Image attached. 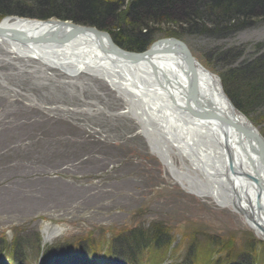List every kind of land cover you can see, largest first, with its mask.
I'll return each instance as SVG.
<instances>
[{
    "label": "rangeland",
    "instance_id": "374dc122",
    "mask_svg": "<svg viewBox=\"0 0 264 264\" xmlns=\"http://www.w3.org/2000/svg\"><path fill=\"white\" fill-rule=\"evenodd\" d=\"M15 16L66 20L9 13L0 23ZM237 20L229 28L214 19L197 22L205 27L201 33L183 30L187 21H149L145 50L159 43L184 49L230 93L229 75L257 65L258 73L244 81L259 85L264 17L257 12ZM98 29L129 50L119 34ZM7 65L0 62V78L16 92L0 87V264H264V242L244 220L173 182L132 120L104 111L79 116L48 110L81 102L54 81L39 85L26 74L7 76ZM93 83L104 96L86 87L83 97L110 111L121 107L107 87ZM258 96L264 100V88ZM237 109L264 136V102ZM48 222L65 231L44 243ZM139 233L142 240L134 241Z\"/></svg>",
    "mask_w": 264,
    "mask_h": 264
},
{
    "label": "bare ground",
    "instance_id": "6f19581e",
    "mask_svg": "<svg viewBox=\"0 0 264 264\" xmlns=\"http://www.w3.org/2000/svg\"><path fill=\"white\" fill-rule=\"evenodd\" d=\"M1 26L19 29L32 38L58 29V24L51 21L20 17L4 18ZM70 31L71 27H67L64 34ZM9 39L0 36V62L12 68L7 76L26 74L39 85L54 81L58 87H65L69 97H79L82 105L67 107L63 104L48 110L79 116L104 111L116 118L132 120L151 153L170 172L173 182L202 201L237 213L264 240V222L255 217L264 210V207L257 210L255 199L257 193L264 194V167L258 165V155L252 151L251 145L244 139L240 140L231 127L226 128L211 120L201 121L171 102L174 95L179 104H185L184 94L192 76L183 60L161 52L150 58L161 75V86L149 63L113 60L95 45V38L93 40L88 34L59 46L22 45ZM195 70L197 92L209 110L231 120L239 119L241 123L251 122L236 110L217 74L201 64ZM0 80L1 88L16 92L14 87L8 86L6 79ZM94 81L107 87L108 92L120 101L121 107L110 111L101 107L97 100L94 102L83 97L86 87H94V92L104 96ZM30 97L34 99L35 96ZM231 156L239 158L237 164L240 167L238 171L242 172L241 178L234 169L228 168ZM256 173L260 177V185L249 178ZM245 186L252 189L251 198L246 196ZM42 230L45 240L57 238L65 231L63 226L49 222Z\"/></svg>",
    "mask_w": 264,
    "mask_h": 264
},
{
    "label": "trees",
    "instance_id": "16d2710c",
    "mask_svg": "<svg viewBox=\"0 0 264 264\" xmlns=\"http://www.w3.org/2000/svg\"><path fill=\"white\" fill-rule=\"evenodd\" d=\"M257 12L264 17V0H0V16L9 13L34 18L55 16L58 19H71L78 23L106 28L115 32L116 35L119 34L125 41H122L124 45L135 52L144 51L148 47L150 34L145 32L143 27L147 26L149 21L157 23L171 21V19L187 21L188 29L183 28V30L201 33L205 27L197 22L214 19L221 25L224 21L223 27L229 28L232 23L238 21V18L252 17ZM241 20L244 21L243 18ZM114 24L116 29L112 30ZM148 27L153 29L150 25ZM256 66L236 71L227 78L232 91V93L227 91V94L244 112L251 109L253 105L259 106L261 102H264L258 96L260 89L264 88V82L259 85L252 83L248 85L244 81V78L248 79L258 73ZM139 234L133 235L138 237L134 238V241L140 240L139 237L142 240ZM154 260L151 261L152 264L157 262ZM220 261V259H214L211 263L210 261L206 263L220 264ZM81 262L86 264L84 261ZM250 263L251 261L247 262V264Z\"/></svg>",
    "mask_w": 264,
    "mask_h": 264
},
{
    "label": "water",
    "instance_id": "95a60500",
    "mask_svg": "<svg viewBox=\"0 0 264 264\" xmlns=\"http://www.w3.org/2000/svg\"><path fill=\"white\" fill-rule=\"evenodd\" d=\"M17 17V16H15ZM12 17V18H15ZM11 18V17H6ZM23 19V18H22ZM42 21V20H41ZM48 21L54 22L58 24L57 31L51 32L49 31L48 35H38L37 37H31L29 34H25L19 29H13V28H7L2 27L0 23V36L3 38H10L14 43H20L22 45L27 44H35V45H43V46H49V45H57L69 43L72 39H76L78 37H81L83 34L90 35L93 40L95 38V45L102 49L103 53H105L107 56H109L113 60H122L124 62H130L132 64H137L139 62H147L151 66V71L155 75V78L158 80V83L163 86V83L160 80L161 75L158 72L157 66L150 60L151 57L156 56L159 54V52L167 55H173L179 58L180 60H183L184 64L187 66V71L191 73V79L188 81V88L185 91V104L181 105L179 104L174 95L171 97V102L173 104L177 103V107L180 106L181 111L186 112V114L197 117L201 121L205 120H211L214 122L221 123L226 126V128L231 127L236 134L240 137V140H246L250 145L252 151L258 155V165L264 167V136L254 128V126L247 121L241 123L240 120H231L227 117H223L221 114L215 113L208 109V106L206 103H203L201 101L199 94L197 92V77H196V66H200V63L197 59H195L194 56L189 55L184 49L179 48L177 46L172 45H166L167 43H159L164 44L166 47L161 45H155L148 50H144L141 52H133L129 50L122 49L116 41H113V38L111 35L106 31H100L95 26H85V25H79L76 24L73 21L68 20H56V19H48ZM46 21V22H48ZM71 27V31L69 34H64L66 32L65 28ZM64 35H63V34ZM161 46V47H158ZM165 76V75H164ZM173 94V93H172ZM230 98V97H229ZM231 100V99H230ZM232 102V101H231ZM234 104V102H233ZM176 105V104H175ZM195 106V107H194ZM235 106V105H234ZM236 110L238 112H241L237 107L235 106ZM242 115L245 117V114L241 112ZM217 124V123H216ZM239 158L231 156L229 158L228 168L234 169V172L241 178L242 172L238 171L240 169L238 163ZM255 165V166H258ZM254 182L257 183V185H260V177L258 173L255 174V176L249 177ZM246 189V196L248 198H251L252 189L249 188V186H245ZM255 199L257 201L256 207L257 210L263 209L264 205V194L257 193V196H255ZM263 204V205H262ZM258 213V212H257ZM240 216V215H239ZM241 217V216H240ZM256 219H261L264 222V210H262L260 213L255 215ZM242 218V217H241ZM243 219V218H242ZM244 220V219H243ZM245 222V220H244ZM51 223V222H49ZM247 226L249 225L247 222H245ZM53 224V223H52ZM250 229V227L248 226ZM251 230V229H250ZM252 231V230H251ZM253 232V231H252ZM256 234V232H254ZM257 235V234H256ZM44 243L47 242V240H43ZM264 242V240H261Z\"/></svg>",
    "mask_w": 264,
    "mask_h": 264
}]
</instances>
